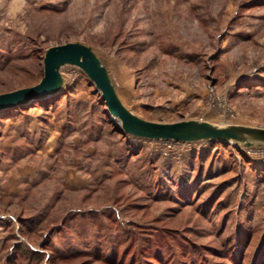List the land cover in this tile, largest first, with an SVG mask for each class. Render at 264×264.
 Wrapping results in <instances>:
<instances>
[{"label": "rangeland", "instance_id": "1", "mask_svg": "<svg viewBox=\"0 0 264 264\" xmlns=\"http://www.w3.org/2000/svg\"><path fill=\"white\" fill-rule=\"evenodd\" d=\"M77 41L146 120L264 128V0H0V94ZM61 72L0 113V264H264V148L124 136Z\"/></svg>", "mask_w": 264, "mask_h": 264}, {"label": "water", "instance_id": "2", "mask_svg": "<svg viewBox=\"0 0 264 264\" xmlns=\"http://www.w3.org/2000/svg\"><path fill=\"white\" fill-rule=\"evenodd\" d=\"M44 77L29 87L0 94V113L61 94L66 81L61 69L74 66L90 79L102 96L109 115L120 130L145 141L183 143L221 142L244 148H264V128L222 125L205 120L153 122L132 112L121 99L106 62L92 47L69 42L48 48L44 53ZM112 121V122H113Z\"/></svg>", "mask_w": 264, "mask_h": 264}, {"label": "trees", "instance_id": "3", "mask_svg": "<svg viewBox=\"0 0 264 264\" xmlns=\"http://www.w3.org/2000/svg\"><path fill=\"white\" fill-rule=\"evenodd\" d=\"M117 128L119 129V132H120L121 134H124V136H128V135H126L125 133H123V132L120 130L119 127H117Z\"/></svg>", "mask_w": 264, "mask_h": 264}, {"label": "bare ground", "instance_id": "4", "mask_svg": "<svg viewBox=\"0 0 264 264\" xmlns=\"http://www.w3.org/2000/svg\"><path fill=\"white\" fill-rule=\"evenodd\" d=\"M113 116V115H112ZM114 117V116H113ZM114 118H116V117H114Z\"/></svg>", "mask_w": 264, "mask_h": 264}]
</instances>
